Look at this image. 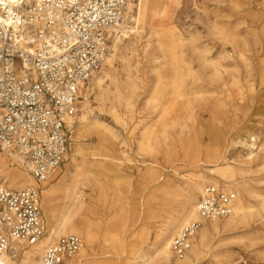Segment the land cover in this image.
I'll return each instance as SVG.
<instances>
[{
	"label": "bare ground",
	"instance_id": "6f19581e",
	"mask_svg": "<svg viewBox=\"0 0 264 264\" xmlns=\"http://www.w3.org/2000/svg\"><path fill=\"white\" fill-rule=\"evenodd\" d=\"M178 4L179 0H139L131 5L132 16L112 31L113 44L105 64L111 65L118 56L117 58L126 73L125 80L119 82L112 78L107 71L101 70V75L94 76L89 83V89H86V94L83 96L82 106L78 110L77 127L75 124L71 126L76 138L85 132L90 133L97 140V146L91 154V162L90 164L86 163V150L76 142L72 150L71 164L75 168V173L80 172L81 174L84 171L82 178L80 181H75L73 176L70 183H67V178H65L56 186L43 190L42 209L44 208L43 215L47 225L45 235L32 246H26L23 243L13 244L14 255L10 256L8 253L0 255V264H38L43 250L48 244L58 237L69 234L83 238L84 245L82 244L79 252L65 264L90 262L89 253L96 255L93 246L94 237L88 226L78 219L85 206L82 189L90 184L92 179L95 180L98 176L112 177L116 169L127 166L145 168L144 172L138 173L137 179L145 189L146 197L137 196L136 190L130 194V207L124 206L119 209L122 219L125 222L129 220L137 222L140 219L141 211L146 213L150 211L151 202L154 200L155 193L158 192L163 195L161 204L165 214L164 218L156 227L152 241L147 244V240L144 239L142 242L146 247H135L130 244V252H127L125 240L113 235L111 242L118 249L115 256L100 262L93 260L90 264H208L209 257L212 259L221 258V264H236L235 256L229 252L224 255L216 253V249L222 242L227 241L246 242L247 249H250L249 251L255 258L264 260V249L256 247V237L264 236V193L262 191L264 189V141L258 135L252 133L237 142L247 151L238 160L227 158L230 145L222 148L216 144L217 147L207 148L202 158L195 160L183 158L181 161L189 166V170L182 176L173 171L179 181L167 178L160 182V175H157L159 167L154 161V156L161 154L164 150L163 147L170 136V130L179 128L183 133L184 130L190 128L189 125L194 121L193 113L197 99L190 98L183 102L182 109L178 113L175 107L177 97L181 96L179 91L186 88L192 90L197 87L196 83L200 82L217 83L229 73L232 77L231 87L239 90L238 95L243 96L238 78L239 67L237 65L224 67L221 63L226 59L235 60V58L225 52L208 58L207 54L210 50L206 47H197L195 43L198 40V35L194 33L190 35V43L200 62V68L195 70L191 68V61L185 59L182 49L184 43L180 36L176 35L172 28L170 33L168 32L169 34L156 30L165 23L171 25L174 10ZM158 22L159 24L156 26L155 24ZM145 24L149 27V37L156 38L154 41L147 39L144 47L145 52L151 50L152 43H156L157 49H162L163 39L166 38L172 42L171 56L174 57L173 64H176L177 67L170 69L171 76L167 82L161 81L160 69H154L157 76L153 85L154 91L146 99L145 105L150 106L153 112L161 107L160 116L156 127H151L150 130L143 133L144 138L138 142L137 147L139 154L149 155L153 159L148 163L142 161L134 164L128 158L113 156L114 139L117 138V135L101 121L91 120L92 109L88 94L94 90L97 110L101 112L102 107L109 103V114L117 123L125 125L123 117L118 113V108H122L124 114L130 116V108L134 105L135 91L139 87L135 78L130 77V50L134 51L132 48L135 46L134 39L137 38V33L143 30ZM209 29L212 36H222L223 31L218 25L214 24ZM153 52H155V48H153ZM151 59L158 60V57L152 55ZM236 59L246 69H249V59L243 52L238 51ZM207 68H209L210 74L203 76L202 72ZM189 80L192 81V84L187 83ZM252 88L251 85V92H253ZM167 90L171 92L168 94L165 92ZM197 95L199 94L197 93ZM164 96H172V98L165 102L163 101ZM227 96L230 98L232 94ZM217 102L221 106H226L221 100ZM120 144L124 146L126 143L120 142ZM100 152L105 154H100ZM120 153L123 157L125 156L124 151L121 150ZM1 161H6L7 165L11 164L6 157L0 155V175L4 176L1 174L3 165ZM57 170L42 185L46 184ZM29 177L8 176L3 180L8 188L25 189L32 186ZM204 183L221 184L225 191L235 192L236 198L230 204L227 217L208 221L199 217L196 206L198 195L203 192ZM127 200L125 199V201ZM194 221H199L201 226L192 238L191 248L183 258H175L170 251L171 239L182 227ZM109 241L105 240L104 243ZM127 254H130V259Z\"/></svg>",
	"mask_w": 264,
	"mask_h": 264
},
{
	"label": "rangeland",
	"instance_id": "374dc122",
	"mask_svg": "<svg viewBox=\"0 0 264 264\" xmlns=\"http://www.w3.org/2000/svg\"><path fill=\"white\" fill-rule=\"evenodd\" d=\"M158 24L159 22L155 25L158 26ZM214 24L222 29V36L214 37L210 34L209 28ZM171 28L183 40L182 49L185 59L191 61V68L195 70L200 68V62L197 60L198 55L190 43V35L194 33L198 35V40L195 43L197 47H206L210 50L207 54L208 58L216 57L221 52L235 58V60L226 59L221 63L224 67H232L233 65L239 67L238 78L242 86L243 96H239V90L231 87L232 77L229 73L217 83L200 82L196 83L197 87L192 90L186 88L179 91L181 96L177 97L175 107L178 113L182 109L183 102L190 98L197 99L193 113L194 121L189 125L190 128L184 130L183 133L179 128L170 130V136L165 147H163L164 150L161 154L154 156V161L159 167L157 175H160V182L167 178L179 181L173 171L182 176L187 174L189 170V166L181 160L185 157L193 160L202 158L205 150L216 146V144L222 148L230 145L227 158L235 161L247 153L245 148L237 144L240 139L254 133L264 141V0H179L178 7L174 10L171 25L165 23L156 30L169 34ZM149 32V27L145 24L143 30L137 33L136 40L134 39L135 46L132 47L134 51L130 50V77L135 78L139 87L135 91L134 105L130 108V116L124 114L122 108H118V113L123 117L125 125L122 126L117 123L109 114V103L102 107L101 112L97 110L94 90L88 94L92 109L91 120L101 121L117 135V138L114 139L113 156L128 158L134 164L142 161L148 163L153 159L149 155L139 154L137 147L138 142L144 138L143 133L150 130L151 127H156L160 116L161 107L153 112L150 106L145 105L146 99L154 91L153 85L157 77L154 69L159 68L161 81L167 82L171 76L170 69L177 67L176 64H173L174 57L171 56L172 42L166 38L163 39L162 49H157L156 43H152L151 50L145 52L144 47L147 39L156 40L155 37H149ZM153 48H155V52H153ZM238 51L243 52L248 57L249 69H246L236 59ZM152 55L158 57V60L151 59ZM117 57L111 65L104 64L101 70L107 71L112 78L123 82L126 73ZM100 72L98 73L99 76L101 75ZM209 74V68L202 72L203 76ZM187 83L192 84V81L189 80ZM251 85L253 92H251ZM89 86L88 84L86 87L89 89ZM165 92L169 94L171 91ZM228 94H232V96L228 98ZM171 98L172 96H164L163 101L166 102ZM82 100L84 99L82 98ZM218 100L223 101L226 106L219 105ZM81 106L82 103H80L79 109ZM78 116L79 111L72 120V125L75 124V127L78 124ZM70 133L69 150L59 169L46 184L41 185L42 200L44 189L56 186L65 178H67V183L71 182L73 176L75 181H80L82 178L84 171L81 174L80 172L75 173V168L71 164L72 150L76 142L86 150V163L90 164L91 162L92 151L97 146L95 137L90 133L82 132L76 138L73 129ZM120 142L126 144L123 146ZM121 150L125 152L124 157L120 153ZM100 154L105 153L100 152ZM8 162L11 165H7L6 161L2 162L1 174H4V176L0 175L2 180L8 176H30L14 160ZM140 171L144 172L145 168L141 166L121 167L115 170L112 177L98 176L82 189L85 206L78 219L88 226L94 237L93 246L96 255L89 253L90 262L93 260L96 262L105 261L115 256L118 249L111 242L113 235L125 240L127 252H130V244L135 247H146L145 244H142L144 239L147 240V244L152 241L155 229L165 215L161 204L163 195L160 192L155 193L150 211L147 213L141 211L140 219L137 222L131 220L125 222L119 210L124 206L130 207V194L134 193L135 190L136 193L138 192L137 196L146 197L145 189L139 182L140 180L137 179ZM31 181L32 186H34L32 178ZM207 184L204 183L203 186ZM219 185L221 186V184ZM262 191L264 193V189ZM125 199L128 200L125 201ZM256 238V247L264 249V236L259 235ZM80 239L84 245L83 238ZM105 240L110 241L104 243ZM249 250L246 242L227 241L222 242L216 249V253L224 255L229 252L235 256L236 264H239L242 257L245 258L247 264H264V260L256 259ZM127 257L130 259V254H127ZM220 259L209 257L208 264H221ZM70 260L65 262L68 263ZM90 262L86 264H90Z\"/></svg>",
	"mask_w": 264,
	"mask_h": 264
},
{
	"label": "built area",
	"instance_id": "2783aa9c",
	"mask_svg": "<svg viewBox=\"0 0 264 264\" xmlns=\"http://www.w3.org/2000/svg\"><path fill=\"white\" fill-rule=\"evenodd\" d=\"M139 0H0V155L14 160L34 186L8 188L0 176V255L13 244H36L46 233L41 185L69 150L72 120L87 85L102 69L112 31L132 16ZM234 191L207 184L197 200L202 220L222 219ZM201 223L171 239L183 258ZM76 235L48 244L38 264H64L81 248ZM239 264H247L242 257Z\"/></svg>",
	"mask_w": 264,
	"mask_h": 264
}]
</instances>
